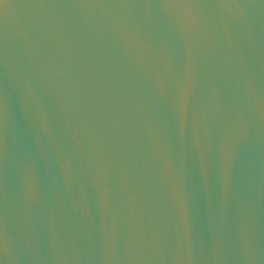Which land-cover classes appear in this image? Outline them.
I'll use <instances>...</instances> for the list:
<instances>
[{
  "label": "water",
  "instance_id": "1",
  "mask_svg": "<svg viewBox=\"0 0 264 264\" xmlns=\"http://www.w3.org/2000/svg\"><path fill=\"white\" fill-rule=\"evenodd\" d=\"M0 264H264V0H0Z\"/></svg>",
  "mask_w": 264,
  "mask_h": 264
}]
</instances>
